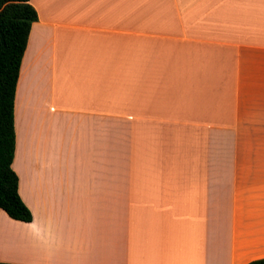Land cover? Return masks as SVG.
<instances>
[{
	"label": "crops",
	"instance_id": "1",
	"mask_svg": "<svg viewBox=\"0 0 264 264\" xmlns=\"http://www.w3.org/2000/svg\"><path fill=\"white\" fill-rule=\"evenodd\" d=\"M0 262L264 258V0H30Z\"/></svg>",
	"mask_w": 264,
	"mask_h": 264
},
{
	"label": "trees",
	"instance_id": "2",
	"mask_svg": "<svg viewBox=\"0 0 264 264\" xmlns=\"http://www.w3.org/2000/svg\"><path fill=\"white\" fill-rule=\"evenodd\" d=\"M29 1L0 0V210L9 218L25 223L32 220V214L19 196L18 176L12 163L15 90L30 28L38 19ZM247 264H264V258Z\"/></svg>",
	"mask_w": 264,
	"mask_h": 264
}]
</instances>
